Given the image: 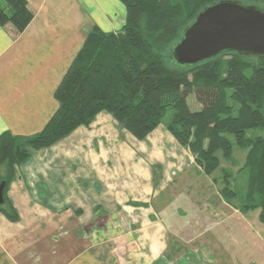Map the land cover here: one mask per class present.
Returning <instances> with one entry per match:
<instances>
[{"label": "crops", "instance_id": "1", "mask_svg": "<svg viewBox=\"0 0 264 264\" xmlns=\"http://www.w3.org/2000/svg\"><path fill=\"white\" fill-rule=\"evenodd\" d=\"M27 2L34 18L25 31L0 25V135L40 132L56 112V88L91 30L118 32L127 18L121 0ZM124 134L121 138L111 114L101 112L89 127L50 147L31 149L7 193L20 220L12 224L0 212V264H121L123 257L124 264L179 263L170 250L171 236L177 246L178 231L188 228L183 223L171 233L154 201L182 172H202L165 125L142 141ZM211 205L203 197L189 207L193 222L206 230L227 226V202ZM235 207L236 216L248 214ZM254 232L253 239L243 240L244 249L253 251V264L254 258L264 264V234ZM194 249L191 253L201 252ZM176 253L186 264L193 262L187 251Z\"/></svg>", "mask_w": 264, "mask_h": 264}, {"label": "trees", "instance_id": "2", "mask_svg": "<svg viewBox=\"0 0 264 264\" xmlns=\"http://www.w3.org/2000/svg\"><path fill=\"white\" fill-rule=\"evenodd\" d=\"M121 1L127 12L125 25L118 32L91 30L56 88L58 108L45 127L31 136L9 131L0 135V184L6 182L0 212L12 221L19 217L7 193L31 149L56 144L77 128L90 126L101 112L143 140L172 111L169 132L190 150L205 174L222 172L220 190L229 201L239 193L230 184L234 171L221 166L220 153L231 159L234 142L249 149L236 172H248L240 207L245 212L259 209L264 223V137L247 136L250 129L264 128V57L224 53L180 66L170 57L173 45L204 7L220 0ZM241 1L264 7V0ZM33 18L27 0H0V25H12L22 33ZM192 93L201 105L196 111L188 104Z\"/></svg>", "mask_w": 264, "mask_h": 264}, {"label": "rangeland", "instance_id": "3", "mask_svg": "<svg viewBox=\"0 0 264 264\" xmlns=\"http://www.w3.org/2000/svg\"><path fill=\"white\" fill-rule=\"evenodd\" d=\"M249 4L254 3L250 2ZM228 57L229 56H225L224 58L227 59ZM188 104L192 111L199 110L201 107L194 93L189 95ZM171 115L172 111H169L160 125H165V127L167 128V122L170 119ZM118 125L121 138H124V133L129 132L125 130L121 124L118 123ZM247 136L251 138L264 137V128L250 129L247 131ZM248 152L249 149L243 148L234 142L231 159L224 158L222 153H220L222 162L221 166L234 171L233 177H230V184L232 189L239 193V195L231 201L227 200V198L223 196L220 190L221 187H223L221 178L222 172L220 170H217L214 174L207 175L199 166L198 167L202 173L194 174L189 171H186L185 173L182 172L177 179V183L170 185L165 193H163V195H161L154 201L153 207L156 209V211H158L166 225L171 228V233H176L174 230L179 229L180 226H183V223L188 228L187 230H183V232L178 231L177 235L180 236V240L182 241H180V243L178 242L177 246L175 245V240H173L171 236V244H174L175 246L173 245L172 249L170 250L175 253V258L178 257L176 258L179 261L178 264L187 263L186 259H183L181 261V258H179L181 257V254L176 253L177 251L179 252L181 250L182 252L187 251V254L190 255H188L189 259L193 258V262H190L189 264H240L241 257H243L245 264L247 262L248 264H253L252 260L250 261V258L254 253L252 250L244 249L245 245L243 244V240H247L249 239V237L253 239L252 234H250L252 233V229L256 231L254 232L255 235H257V229H260V231L264 234V223H262L258 217L259 209L249 211L246 215L247 217L243 214H239L236 216L233 209L236 208L235 206L240 207V197H242L246 193L248 187V172L245 171L239 175L236 173L238 169L245 164ZM215 178L221 179L217 183L216 180L214 181ZM214 194L216 196H213ZM203 197H207L208 202L212 205H216L220 199L227 202V214H229L228 211H230L231 213L230 218L227 219V226L223 225L219 227H209V229L206 230L207 226L205 224L202 225V223H199L196 225L193 222V215H191L188 208H192V206L197 202L202 201ZM221 205L225 204L222 202ZM79 210H77L76 212L82 215V213L78 212ZM196 211L197 210L193 209L191 212L195 214ZM30 218L31 217H29V219ZM6 219L10 223L14 224L19 222L20 216L16 221H12L7 217ZM243 223L245 224V228H242ZM178 225L180 226L178 227ZM85 227L93 232L92 230L94 228H91V225L85 224ZM103 234L106 237L108 232L104 231ZM192 237V242L190 244L187 243V241H189ZM28 239H30V235L28 236ZM257 243L258 240L256 238L254 244ZM195 246L196 249H201V252L199 254L191 253L195 250ZM248 246L250 247V245ZM120 249L122 253L124 249ZM247 251L250 252L248 257H245L247 255L245 252ZM122 259L119 262H121V264H124L127 260H125L124 257ZM253 260H255L254 264L261 262V260L257 258H254Z\"/></svg>", "mask_w": 264, "mask_h": 264}, {"label": "water", "instance_id": "4", "mask_svg": "<svg viewBox=\"0 0 264 264\" xmlns=\"http://www.w3.org/2000/svg\"><path fill=\"white\" fill-rule=\"evenodd\" d=\"M224 53L264 57V8L241 0H220L204 7L171 49L172 62L193 66ZM6 182L0 184L5 203Z\"/></svg>", "mask_w": 264, "mask_h": 264}]
</instances>
